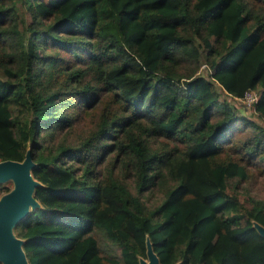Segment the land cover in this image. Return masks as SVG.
I'll use <instances>...</instances> for the list:
<instances>
[{
    "label": "trees",
    "instance_id": "16d2710c",
    "mask_svg": "<svg viewBox=\"0 0 264 264\" xmlns=\"http://www.w3.org/2000/svg\"><path fill=\"white\" fill-rule=\"evenodd\" d=\"M216 83L264 119V0H0L28 263L138 264L147 238L162 264H264V128Z\"/></svg>",
    "mask_w": 264,
    "mask_h": 264
},
{
    "label": "water",
    "instance_id": "95a60500",
    "mask_svg": "<svg viewBox=\"0 0 264 264\" xmlns=\"http://www.w3.org/2000/svg\"><path fill=\"white\" fill-rule=\"evenodd\" d=\"M29 146L21 159L0 158V181L11 179L10 188L0 194V260L3 264H29L21 246L22 239L13 231V225L29 207L39 205L32 189L39 181L30 172L33 166ZM256 230L264 236V225L252 222ZM138 264H162L145 238V257H138ZM174 264H179L176 261Z\"/></svg>",
    "mask_w": 264,
    "mask_h": 264
},
{
    "label": "rangeland",
    "instance_id": "374dc122",
    "mask_svg": "<svg viewBox=\"0 0 264 264\" xmlns=\"http://www.w3.org/2000/svg\"><path fill=\"white\" fill-rule=\"evenodd\" d=\"M23 15L25 16V18H27V14L23 13ZM197 71L201 72V73H205V68L203 66H199L197 68ZM216 89L218 90L219 96L223 97L225 99H227L228 101H230L232 104H234L237 108V112H239L242 115H245L251 119H253L254 121L258 122L260 125H262V127L264 128V119L258 117L256 115V113L253 111L251 104H247L242 98L240 97H233L227 94V92L225 90H223L218 83L215 84ZM0 183H3L5 185V189H8L11 187L12 185V181L11 179H4L1 180ZM4 188H0V194L3 191ZM159 194V190L157 187H153L151 189V191L149 192V194L147 195V193H144V196L147 195V201H151L153 198H155L157 195ZM114 250V249H112ZM145 257V256H143ZM0 264H3L0 260Z\"/></svg>",
    "mask_w": 264,
    "mask_h": 264
},
{
    "label": "built area",
    "instance_id": "2783aa9c",
    "mask_svg": "<svg viewBox=\"0 0 264 264\" xmlns=\"http://www.w3.org/2000/svg\"><path fill=\"white\" fill-rule=\"evenodd\" d=\"M256 93L253 89L244 90L243 94L240 96L247 104H251L255 99Z\"/></svg>",
    "mask_w": 264,
    "mask_h": 264
}]
</instances>
